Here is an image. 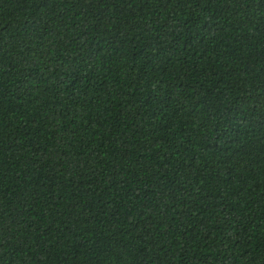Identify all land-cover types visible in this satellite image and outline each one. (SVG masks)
<instances>
[{"label":"trees","instance_id":"16d2710c","mask_svg":"<svg viewBox=\"0 0 264 264\" xmlns=\"http://www.w3.org/2000/svg\"><path fill=\"white\" fill-rule=\"evenodd\" d=\"M0 264H264V0H0Z\"/></svg>","mask_w":264,"mask_h":264}]
</instances>
